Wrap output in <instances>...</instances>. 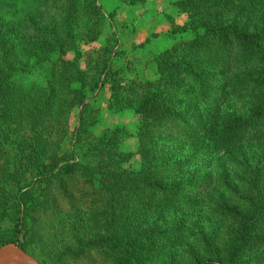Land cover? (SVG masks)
<instances>
[{
  "label": "rangeland",
  "instance_id": "rangeland-1",
  "mask_svg": "<svg viewBox=\"0 0 264 264\" xmlns=\"http://www.w3.org/2000/svg\"><path fill=\"white\" fill-rule=\"evenodd\" d=\"M261 3L22 0V58L12 63L14 57H10L16 87L22 90V123L17 120L4 129L5 134L11 130L18 136L19 144L5 142L0 129V246L8 242L25 244L27 251L44 264H172V260L175 264H190L194 252L204 256L201 238L181 237L178 244L168 243L166 250L155 257V236L160 243L176 234V221L172 220L175 214L168 210L165 223L159 222L156 230L155 201L142 193L150 190L146 182L137 185L126 178L123 185L115 163L108 167L110 177L105 176V163L98 157L89 167L76 165L75 171L65 177L57 174L43 186H37L31 165L38 155L46 153L51 159L55 154L52 147H44V138L58 142L65 133L72 136L73 130H84L85 140L97 141L103 134L120 135L126 126L128 144L124 147L135 151L137 96L154 81L151 72L156 67L162 72L167 66H175L170 71L176 73L175 81L180 79L177 84L181 88L190 84L196 89L199 83H205L207 97H213L209 103L221 96L223 86L230 90L238 87L239 78L233 63L226 62V54L239 49L232 38L224 41L225 36L216 28L236 20L233 14L246 5H253L254 13L237 21L257 26ZM218 55L219 60L213 59ZM164 80L156 81L164 84ZM231 99L233 103L226 105V112H235L250 102L234 96ZM62 116H66L63 121ZM67 121L68 130L61 126ZM261 126L264 130L263 123ZM187 130L181 118L174 117L157 129L162 134L161 143ZM252 131L249 126L240 132ZM182 143L183 139L177 138L171 146L180 148ZM72 150L60 156L63 161L55 172L60 166L79 162L84 150ZM187 154L185 149L178 150L174 161ZM210 164L205 163L201 169L187 164L188 172L196 173L198 169L197 179L181 186L182 195L196 200L205 196L208 182L204 176L214 169ZM91 168L97 179L90 176ZM15 173L20 175L13 183ZM217 192L206 198L218 196ZM18 196L20 204L16 205ZM41 198L45 199L44 208L36 210V200ZM14 217L19 221L25 218L28 227L23 225V230L17 232ZM203 221L209 225L206 232L216 234L220 259L235 258L239 245L234 244L233 236L243 231L239 226L241 217L206 213L200 218ZM247 229L246 252L238 253L237 257H242L239 264H263L264 219Z\"/></svg>",
  "mask_w": 264,
  "mask_h": 264
},
{
  "label": "trees",
  "instance_id": "trees-1",
  "mask_svg": "<svg viewBox=\"0 0 264 264\" xmlns=\"http://www.w3.org/2000/svg\"><path fill=\"white\" fill-rule=\"evenodd\" d=\"M261 2L257 26L237 21L245 14L251 16L254 13L253 5H246L238 14H233L236 20L229 21L220 29L216 28L218 34L225 36L224 41L232 38L234 47L241 50L226 54V62L233 63V71L239 78L238 87L232 86L230 90L223 86L221 96L209 103L213 97H207L208 87L205 83H199L196 89L190 84L181 88L177 84L180 79L175 81L173 77L176 73L170 71L175 66H167L162 72L156 67L151 72L154 81L147 83L137 96V149L130 151L124 147L128 144L126 126H123L120 135L103 134L97 141L95 138V141L85 140L84 130H73L72 136L65 133L58 142H54L53 138H44V147H52L56 151L51 159L46 158L44 153L43 157L38 155L32 162L37 186L48 184L57 174L65 177V174L75 171L76 165L85 169L101 157L105 163L106 177L112 175L108 167L115 163L119 182L123 185L126 184V178L137 182V185L146 182L150 190L145 189L142 193H148L155 201L154 209L158 217L155 221L156 230H159V222L165 223L164 216H167L168 210L175 214L172 220L176 221V234L160 243L155 236V257L166 250L168 243L176 245L182 240L181 237H190L196 240L201 238L202 251L205 253L204 256H200V252L191 254L190 264H239L242 260L240 255L246 252L247 228L259 225L264 219V130L261 126L264 124V0ZM11 56L14 57L12 63L22 58V0H0V114L3 120L0 129L7 139L5 142L19 144L18 136L13 132L11 134V130L4 133L5 126L12 122L19 120L20 123L21 120L22 123V90L16 87L17 80L13 78ZM213 59L219 60L220 56ZM198 68H201L202 74L205 73L201 65ZM232 76L231 74L230 77ZM162 79H165L164 84H157L156 80ZM233 96L239 97L240 101L247 99L250 102L235 112H226L225 107L233 103ZM173 117L181 118L188 130L161 143L162 134H158V126ZM64 118L66 116H62L61 121ZM61 126L68 130V121ZM249 126L253 128L251 133L240 132ZM85 130L89 131L90 128L86 127ZM177 138L183 139V143L180 148H172L171 143ZM72 148L74 151L77 149L75 152L84 150L82 158L77 164H64L55 172L63 161L60 156L73 152ZM183 149L188 154L174 161L177 151ZM203 159H206L205 163H211L209 166L212 165L214 169L204 176L208 182V187L204 190L205 196L198 200L190 199L181 194V186L196 181L195 174L205 165ZM188 163L194 165V169L200 166L196 173L188 172ZM89 174L97 179L93 168ZM19 175L15 173L11 181ZM212 192L219 195L207 199L206 196ZM18 204L19 196L16 199V205ZM44 205V198L36 200V210L43 209ZM206 213L241 217L243 222L239 226L243 231H238L233 236L234 244L239 245L235 258L229 256L224 259L225 262L220 259L216 234H208L206 229L209 225L205 224V220L200 222V218ZM194 217L199 219L192 222ZM13 220L17 232L23 230V225H29L23 217L22 221L17 217ZM27 230L29 232L31 229ZM18 244L28 250L25 244ZM172 264H175V260H172Z\"/></svg>",
  "mask_w": 264,
  "mask_h": 264
},
{
  "label": "water",
  "instance_id": "water-1",
  "mask_svg": "<svg viewBox=\"0 0 264 264\" xmlns=\"http://www.w3.org/2000/svg\"><path fill=\"white\" fill-rule=\"evenodd\" d=\"M0 264H44L16 242L0 246Z\"/></svg>",
  "mask_w": 264,
  "mask_h": 264
}]
</instances>
